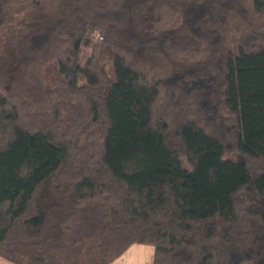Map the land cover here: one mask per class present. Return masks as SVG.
I'll use <instances>...</instances> for the list:
<instances>
[{
  "label": "trees",
  "instance_id": "obj_1",
  "mask_svg": "<svg viewBox=\"0 0 264 264\" xmlns=\"http://www.w3.org/2000/svg\"><path fill=\"white\" fill-rule=\"evenodd\" d=\"M134 242L264 264V0H0V256Z\"/></svg>",
  "mask_w": 264,
  "mask_h": 264
},
{
  "label": "rangeland",
  "instance_id": "obj_2",
  "mask_svg": "<svg viewBox=\"0 0 264 264\" xmlns=\"http://www.w3.org/2000/svg\"><path fill=\"white\" fill-rule=\"evenodd\" d=\"M159 23L162 28L173 27L179 23V17L169 9H164L159 12ZM154 253V244L134 242L110 264H153ZM4 263L16 264L0 256V264Z\"/></svg>",
  "mask_w": 264,
  "mask_h": 264
},
{
  "label": "crops",
  "instance_id": "obj_3",
  "mask_svg": "<svg viewBox=\"0 0 264 264\" xmlns=\"http://www.w3.org/2000/svg\"><path fill=\"white\" fill-rule=\"evenodd\" d=\"M2 257V256H1ZM5 259V258H4ZM7 260V259H6ZM9 261V260H8ZM8 263V262H7ZM5 264V263H4Z\"/></svg>",
  "mask_w": 264,
  "mask_h": 264
}]
</instances>
